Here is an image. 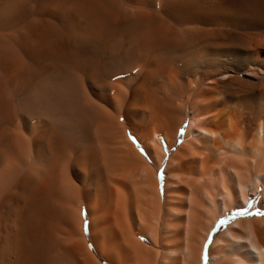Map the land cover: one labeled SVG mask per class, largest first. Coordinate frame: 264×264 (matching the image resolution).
I'll return each mask as SVG.
<instances>
[{
    "label": "bare ground",
    "instance_id": "1",
    "mask_svg": "<svg viewBox=\"0 0 264 264\" xmlns=\"http://www.w3.org/2000/svg\"><path fill=\"white\" fill-rule=\"evenodd\" d=\"M0 264H264V0H0Z\"/></svg>",
    "mask_w": 264,
    "mask_h": 264
},
{
    "label": "rangeland",
    "instance_id": "2",
    "mask_svg": "<svg viewBox=\"0 0 264 264\" xmlns=\"http://www.w3.org/2000/svg\"><path fill=\"white\" fill-rule=\"evenodd\" d=\"M228 221H229V220H227V217H226V218L224 217L222 220H220V222L217 224L216 232H217V231L219 232V230H221L222 227H223Z\"/></svg>",
    "mask_w": 264,
    "mask_h": 264
},
{
    "label": "crops",
    "instance_id": "3",
    "mask_svg": "<svg viewBox=\"0 0 264 264\" xmlns=\"http://www.w3.org/2000/svg\"><path fill=\"white\" fill-rule=\"evenodd\" d=\"M87 220H88V219H87ZM140 238L143 239V240H147V238H145L144 236H141Z\"/></svg>",
    "mask_w": 264,
    "mask_h": 264
}]
</instances>
